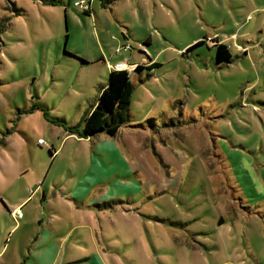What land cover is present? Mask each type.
Returning <instances> with one entry per match:
<instances>
[{
  "label": "rangeland",
  "instance_id": "374dc122",
  "mask_svg": "<svg viewBox=\"0 0 264 264\" xmlns=\"http://www.w3.org/2000/svg\"><path fill=\"white\" fill-rule=\"evenodd\" d=\"M75 1L81 0H0V171L27 169L29 185L34 174L58 164L80 173L82 166L74 163L79 145L52 166L48 148L36 141L61 148L66 128L83 125L106 84L107 64L116 62L109 58L110 42L125 35L122 44L130 45L136 59L146 54L161 65L143 85L131 78V110L136 117L149 111L136 129L154 130L150 137L136 131V140L152 151L143 161L151 176L136 182L142 187L136 198V263L190 264L196 255L182 247L181 219L204 217L205 231L227 233L214 222L233 200V177L225 154L214 157L215 148L226 145L264 164V0H115L110 6L125 23L117 22L110 7L111 28L100 27ZM214 34L229 47L230 63L217 64L216 48L204 44L187 51L194 40H213ZM195 105L199 122H189L182 133L181 116ZM164 148L174 151L182 170L176 161V169H169L160 154ZM62 175L64 186L74 184L75 176ZM230 216L235 218L233 207ZM198 259L212 263L207 255Z\"/></svg>",
  "mask_w": 264,
  "mask_h": 264
},
{
  "label": "crops",
  "instance_id": "0c3cea01",
  "mask_svg": "<svg viewBox=\"0 0 264 264\" xmlns=\"http://www.w3.org/2000/svg\"><path fill=\"white\" fill-rule=\"evenodd\" d=\"M110 4H106L104 0H91V11L88 14L92 15L102 28L114 27L107 16L109 11L107 9L113 6ZM112 8L110 13L116 17L117 22L124 24L116 6ZM217 35L212 36L219 44H223L221 42L224 39L220 40ZM124 37L125 35L122 36L123 41L114 38L112 42L109 41V58L116 59V62L107 64L104 73L106 84L110 73L109 66L125 62L127 65L142 66L139 70L130 72V80L133 78L143 85L145 81L153 78L152 71L159 69L161 65L157 57L152 58L146 54L145 58L139 60L133 51L116 53V48L127 41ZM199 41L200 39H196L193 42ZM203 44L208 49L216 48L204 42ZM223 45L227 46L226 43ZM153 64H158L159 67L153 68ZM131 82L134 89L135 82L132 80ZM131 102L128 107L129 122L122 125L114 137L99 133L94 137L84 138L65 132L64 140L59 143H62L61 148L59 145L54 149L53 144L47 147L37 145L53 151L52 154L48 152L52 166L55 162L59 163L62 152H73L72 145H79L77 151L79 154L76 155L74 163L77 164V168L82 166L80 173L67 167L60 168L58 164L53 171L50 168L45 174L44 172L40 175L34 174L29 185L24 182L28 175L27 169L22 172L1 169L0 264L144 263V259L136 263V257L139 258V249L136 246V198L142 190L136 182L142 184L145 176H151L147 164L143 163L151 150L148 145L145 147L141 144L142 139L136 140L138 139L136 131L150 137L154 130L136 129V125L148 116L149 111L136 117V112L131 110ZM199 110L201 111L199 106L195 105L183 112L185 115L184 117L182 115V118L192 119L186 122L184 119L181 120L182 133L189 122H199ZM173 116L169 115V119H176ZM73 126H81L78 128L82 131L83 125ZM170 126L164 127L165 135L171 133ZM182 137L181 140H186V137ZM165 140L172 138L166 137ZM230 148L238 149L234 146ZM173 152L169 153L165 148L163 153L160 151L166 158L167 166L172 170L176 169L173 164L176 161ZM221 154H225L223 160L229 168L231 167L229 170L233 183L228 189L233 200L220 213L214 225L220 229L227 228V233L205 231L202 228L206 225L204 217L183 218L179 222L183 233L182 247H187L185 251H191L196 255L190 264H204L198 257L206 255L212 259L211 264H264V164L257 165L243 153L230 151L226 145L222 148L218 145L215 148L214 157L222 159ZM116 161L120 165H112ZM175 165L177 169L182 170L181 164L177 161ZM62 173L66 174L67 180L76 177L72 186H64ZM49 178L51 181L47 182ZM232 207L235 211L234 219L230 216ZM196 220L198 222L194 223ZM199 223L200 227L194 226ZM126 225L129 226L127 232L123 228ZM234 225H237V228L235 233H232ZM243 247L245 250H241ZM140 253L143 258L146 257L147 249ZM242 256L247 258L244 259Z\"/></svg>",
  "mask_w": 264,
  "mask_h": 264
},
{
  "label": "trees",
  "instance_id": "16d2710c",
  "mask_svg": "<svg viewBox=\"0 0 264 264\" xmlns=\"http://www.w3.org/2000/svg\"><path fill=\"white\" fill-rule=\"evenodd\" d=\"M89 1V0H88ZM114 0H104L106 4ZM84 14H88L84 12ZM203 41L196 42L187 51L202 45ZM118 48V47H117ZM116 48V49H117ZM231 55L227 46L216 45V63H230ZM159 67L153 64V68ZM141 66H137L139 70ZM151 68V69H153ZM150 70V68H148ZM133 93V85L130 80V73L127 71H110L105 87H99V94L96 102L86 111L83 117V129L79 131L78 126L67 127L69 134H77L80 137L90 138L99 133H106L114 137L118 129L129 122L128 107ZM52 154V150L49 151Z\"/></svg>",
  "mask_w": 264,
  "mask_h": 264
},
{
  "label": "built area",
  "instance_id": "2783aa9c",
  "mask_svg": "<svg viewBox=\"0 0 264 264\" xmlns=\"http://www.w3.org/2000/svg\"><path fill=\"white\" fill-rule=\"evenodd\" d=\"M74 6L75 7H81L83 12H87V13H90L91 11V0H81V1H76L74 2ZM207 41L210 42V45H218V41H216V39H210V38H204L203 42L204 43H207ZM132 48L130 47V45H122L120 47H118L116 49V53H120L121 51H130ZM137 66H141V65H127L125 62H118L112 66H109V69L110 71H127L130 73V70L131 71H135L136 70V67ZM37 145L40 146V147H44L46 146V142L41 139V138H38L37 141H36Z\"/></svg>",
  "mask_w": 264,
  "mask_h": 264
},
{
  "label": "flooded vegetation",
  "instance_id": "af4514ba",
  "mask_svg": "<svg viewBox=\"0 0 264 264\" xmlns=\"http://www.w3.org/2000/svg\"><path fill=\"white\" fill-rule=\"evenodd\" d=\"M142 67V66H141Z\"/></svg>",
  "mask_w": 264,
  "mask_h": 264
}]
</instances>
